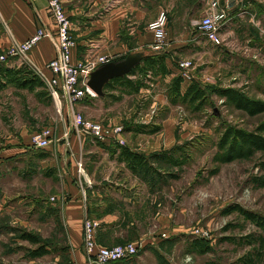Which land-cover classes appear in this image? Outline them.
Wrapping results in <instances>:
<instances>
[{
    "label": "rangeland",
    "instance_id": "374dc122",
    "mask_svg": "<svg viewBox=\"0 0 264 264\" xmlns=\"http://www.w3.org/2000/svg\"><path fill=\"white\" fill-rule=\"evenodd\" d=\"M217 1L218 9H224V15L218 20L220 42L216 44L207 39L198 28L200 17L211 11L204 10L193 23L195 46L185 45L176 54L177 59L191 61L189 76H181L176 69L171 78L180 76L186 82L195 81L208 90V99L199 109L186 101L170 103L166 100L148 111L151 109L148 107L150 96L144 99L141 93L129 95L120 87L114 89L113 96L104 102L98 103L86 94L73 106L88 120L105 123L107 119V123L122 128L145 125L143 133H153L150 132L153 129L159 132L160 150L139 151L147 156L149 164L138 174L157 178L155 182L148 179L150 182L146 185L155 196L157 211L162 217L161 230L153 234V238L162 243L156 244V258L154 254L148 255L152 264H241L239 259L253 250L245 238L264 237V228L238 211L224 213L237 204L264 219V152L257 151L248 159L226 163L213 160L226 126L257 131L264 123V112L248 115L233 107L225 97L210 93L213 87H231L249 99L264 102V0ZM11 58L8 56L0 62L15 63ZM20 64L28 66L26 62ZM45 87L37 89L43 92L40 99L34 92L24 89L7 87L0 93V141L12 135L14 127L20 123L32 127L30 137L45 128L53 132L47 148H31L29 137L24 144L29 149L24 154L0 162V264H28V258H32L30 250L36 245L21 239L22 232L36 234L50 250L46 255L35 257V262L30 264H54L55 255L60 254L59 246L68 242L63 217L52 196L59 187V177L56 169L46 175L40 172V151L45 153L47 161L57 158L60 164L63 162L65 170L61 167L58 172L62 177L74 173L76 178L81 177L83 182L90 184L76 166L81 161L85 169V156L74 159L67 150L61 153L55 150L64 142L62 137L67 124L70 123L69 129L76 133L67 114L68 107H63L59 114ZM133 106L135 111L127 117ZM258 132L264 136V130ZM125 142L114 144L126 146ZM100 157L107 158V155ZM70 160H75V170ZM213 170L216 172L212 173ZM53 208L58 213H50ZM85 216L93 219L88 214H84L83 219ZM196 229L206 233L203 238L206 241L200 247H208L209 252L192 248L193 241L199 238L193 233ZM142 252L140 246L137 255L126 260L136 259ZM262 252L264 254V248ZM61 258L64 259L62 264H71L64 254Z\"/></svg>",
    "mask_w": 264,
    "mask_h": 264
},
{
    "label": "crops",
    "instance_id": "0c3cea01",
    "mask_svg": "<svg viewBox=\"0 0 264 264\" xmlns=\"http://www.w3.org/2000/svg\"><path fill=\"white\" fill-rule=\"evenodd\" d=\"M60 1L69 17L75 40L71 51L72 61L88 55H106L109 59H118L134 50H143L146 54L155 53L150 48L153 34L147 23L161 10H166L167 42L164 51L160 52L163 55L165 72L158 71L151 74L149 71L144 78L146 86L141 87L137 92L141 93L144 99L147 95L150 96L148 107L151 109L148 111L155 105L166 102L165 90L177 69L176 54L180 53L185 45L195 46L193 23L204 10L210 9L211 2V0ZM47 3L48 0H0V50L23 41L38 27L43 26L47 34L29 48L26 63L35 72L42 70L49 75L46 64L56 54L57 49L56 25ZM183 23H189L191 26ZM11 59H14L15 63L11 62L10 65H21L17 57ZM128 76L135 77L133 74ZM188 84V81L182 79V92ZM118 87V84H115L110 90L104 89L103 96L93 95L90 98L98 103L104 102L108 97L113 96L114 89ZM9 88L22 90L11 86ZM6 90L7 88L0 93ZM132 111H135L134 106L129 108L127 117ZM108 121L105 120L106 123ZM69 128L70 123L65 127V134L62 137L64 142L55 150L60 153L67 150L74 159L85 156L83 176L90 182L89 185L83 182L81 177L76 178L74 173L62 177L58 172L59 168L64 169V165L62 161L60 164L57 158L51 161L45 160L46 157L38 158L40 172L43 175L56 169L59 187L52 196L58 203L59 212L63 217L62 223L69 236L65 246H59L60 254L55 255L54 264H62L63 254L65 260L68 259L71 264H98L90 261L82 250L81 233L84 214L90 215L98 223L95 232L98 244L113 246L134 241L143 247V252L136 259L108 264H152L148 261V255L154 254L156 258V244L162 243V240L153 238L155 236L153 234L161 230L162 217L160 211H157L155 196L147 190L146 184L152 177L133 174L124 162L116 158V155L111 156L109 149L94 142L88 136L74 134ZM13 132L0 141V162L10 161L29 149L24 144L33 132L32 127L20 123L19 126L14 127ZM158 133L155 131L147 134L124 130L121 137L126 141V146L132 150L149 152L160 150L162 147ZM65 145L67 147H64ZM101 155H107V158H101ZM74 164L75 160L74 162L70 160L73 170L76 167ZM27 261L28 264L34 263L35 258H28Z\"/></svg>",
    "mask_w": 264,
    "mask_h": 264
},
{
    "label": "built area",
    "instance_id": "2783aa9c",
    "mask_svg": "<svg viewBox=\"0 0 264 264\" xmlns=\"http://www.w3.org/2000/svg\"><path fill=\"white\" fill-rule=\"evenodd\" d=\"M47 7L56 25V54L46 64L50 74L46 75L42 70L37 71L38 75L45 81L47 90L59 114H62L63 107H68L67 114L71 119V126L77 135H88L97 143L124 144L120 137L123 128L120 125L103 123L101 121L88 120L73 108L86 94H94L87 87V79L90 72L100 63L110 60L106 55H88L82 59L72 61L71 51L75 45L70 28V20L60 0H48ZM210 13H206L198 20V28L205 34L206 38L218 44V20L224 15V9H218V1L211 0ZM168 15L165 9L147 23L152 31L153 39L150 43L152 52L164 51L167 42L166 26ZM45 28L38 27L36 31L21 42L7 46L1 53L0 59L6 57H17L20 63L27 61V51L42 36L46 35ZM177 70L181 76H189V68L192 63L188 59H178ZM53 132L50 128L35 132L30 137L31 148H47L52 141ZM77 170L84 175V168L81 161L77 162ZM53 199V198H51ZM98 223L85 216L82 223V250L87 258L98 264H108L133 258L140 249V244L128 241L113 246H103L96 242L95 230ZM193 233L200 238H206L202 230H194Z\"/></svg>",
    "mask_w": 264,
    "mask_h": 264
},
{
    "label": "trees",
    "instance_id": "16d2710c",
    "mask_svg": "<svg viewBox=\"0 0 264 264\" xmlns=\"http://www.w3.org/2000/svg\"><path fill=\"white\" fill-rule=\"evenodd\" d=\"M149 71L151 74H155L158 71L165 72L163 55L160 53L146 54L141 61L131 69L130 72L125 75L109 79V81L105 84L104 89L110 90L113 86H115V84H118L122 90H127L128 94L137 93L141 87L146 86L144 78L147 76ZM129 74H133L135 77L131 78L128 76ZM181 82L182 77L180 76H176L170 80L166 88L167 100L170 103L186 101L194 104L193 107L195 109H199L203 106L208 99V90L199 86V84L195 81H192L182 92ZM10 86L17 89L32 91L38 99H40L43 92L37 91V89L45 87V83L33 69L25 64L8 65L0 62V91ZM210 93H215L219 96L225 97L226 100L233 105V107L244 111L248 115L253 116L264 112V102L261 100L249 99L237 89L231 87H213L210 90ZM145 128V125L136 124L135 126H125L123 129L126 131L132 130L135 132H143L145 131ZM260 130H264V123L258 127L257 131H245L232 126H226L219 138L217 144L218 150L214 154L213 160L219 163H226L236 159H248L257 151L264 152V136L258 132ZM155 131L156 129H153L150 132ZM99 144L109 149L111 156L116 155V158L119 161L124 162L125 166L132 173L148 178L152 177V180L154 181L151 182L156 181L157 178L155 176L138 174L142 168L149 164L148 158L145 154L134 151L125 145ZM38 155V157L46 156L44 152L39 153ZM215 172L216 170L212 171V173ZM232 211H238L247 219L253 221L255 225L264 228V219L257 214L248 212L237 204L227 208L224 213H230ZM49 212L58 213V210L53 208L49 210ZM20 237L21 239L36 245L30 250V257L35 258L46 255L50 252V250L47 249L46 244L40 242L36 234L31 232H22ZM204 240L206 241V239L200 237L195 239L192 243V248H198L204 253L209 252L208 247H200L203 246L202 242H204ZM245 241L247 245L253 246V250L252 252L247 253L246 256L240 258L239 262L241 264H263L264 254L262 249L264 248V237L260 236L255 239L251 236H247Z\"/></svg>",
    "mask_w": 264,
    "mask_h": 264
},
{
    "label": "water",
    "instance_id": "95a60500",
    "mask_svg": "<svg viewBox=\"0 0 264 264\" xmlns=\"http://www.w3.org/2000/svg\"><path fill=\"white\" fill-rule=\"evenodd\" d=\"M145 55L143 50H134L121 58L100 63L89 74L86 82L88 89L96 96H103L105 84L109 79L127 74Z\"/></svg>",
    "mask_w": 264,
    "mask_h": 264
}]
</instances>
